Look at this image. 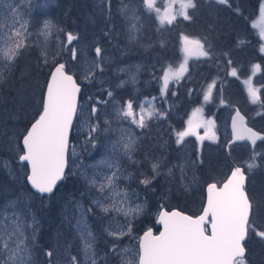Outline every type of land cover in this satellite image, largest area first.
<instances>
[{"label":"trees","instance_id":"1","mask_svg":"<svg viewBox=\"0 0 264 264\" xmlns=\"http://www.w3.org/2000/svg\"><path fill=\"white\" fill-rule=\"evenodd\" d=\"M23 1L11 0L8 3V7L11 5L17 6L24 16L32 9L29 15L28 34L22 43L23 47L19 49L18 57L12 62L7 59L0 60V212H6L10 201L19 200L16 201L18 205H14L16 211L10 210L9 212H16V214L23 217L22 231L25 229L26 244L30 249L33 264H74L75 261L80 264L79 236L74 230L75 226L72 223L76 214L73 205L77 200L85 201V195L88 196L89 192L85 188L83 180L76 174H71V158L69 156L65 177L54 192L50 196H40L33 193L25 182L27 167L17 162L18 157L22 153L21 139L41 112L45 85L50 72L57 64H65L66 71L73 75L80 84V102L87 95L100 96L103 93H107V91L116 92L113 88V78L110 77L109 72L111 64L105 66L100 75L101 79L94 80L96 83L89 85L80 82L78 69L88 57L96 55L94 50L96 43L103 46V51L113 54L114 57H119L120 50H116V46L123 44L121 41L123 33L121 27L123 24L120 15L117 13L118 3L123 1L134 4L137 14L141 15L144 19L143 21L148 19L146 27L144 26L143 38L145 40L155 39L158 36V31H155L157 27H153L152 19H149L150 16H147L148 12L142 7V0H108V3L104 2L102 5L100 13H97L98 8L94 0H26L27 2L35 3L33 6L28 5V7L19 5ZM43 2H47V4L43 5ZM194 2L196 3V8L189 10V14L192 17L191 20L185 21L182 18L176 20L172 25L167 26L165 24L166 28H163L166 32L165 36L169 35L164 38L172 46H177L175 42L181 35H187L193 39L204 38V47L210 53L206 60H210L213 50L217 51L219 56L216 59L212 58V64L205 61L197 65L199 67L196 70V73L201 71L208 74L207 80L216 81L215 92L213 93L214 98L220 81L229 82L226 74L222 73L227 68L225 61L222 59L225 58L226 54L234 56V60H240L237 57L239 52H243L245 56L250 54L252 55L251 58L254 61H259L258 64L264 69V58L258 57L254 48L249 46L254 39L253 34L250 33L252 30L247 22L244 26V22L241 19V16L246 17L254 12L255 15L261 0H227L226 4L218 2L204 3V0H194ZM0 7H4V4L0 5ZM108 12L110 14L109 18L107 17ZM85 16H88V22L83 26L81 22L85 19ZM41 20L52 26L48 35L41 34L39 31ZM223 21L224 24L227 23L228 26L234 29L227 36L219 34L223 30L221 27L222 29L219 31V25ZM237 24L241 26L239 30L236 29ZM69 33L76 37L70 44L67 42V34ZM237 39L249 41L246 43L248 46L242 50L234 49ZM115 40L117 41L115 42ZM208 43H210V47H208ZM73 49H75V59H73ZM155 50L165 60L169 56L168 50L159 47L157 44ZM221 60L224 64L223 69L219 65ZM123 62L127 63V59L123 58ZM74 67L77 70L72 73L70 68L74 69ZM187 69L189 76L193 70L192 64L188 65ZM262 77H264L263 71ZM196 82V79L191 82H182L178 90V97L172 100L180 99L181 103L174 108L183 113L185 120L192 106L198 102L200 103V98L190 97V95L187 97L183 91L186 89L185 85L190 89L196 85ZM232 83L236 85L234 81ZM235 89V94L238 97L244 95V91L240 96L242 90H238L237 87ZM170 90L167 89V95H169ZM120 91L126 93L125 89ZM226 95L227 101L231 98L230 91ZM123 96L126 97V95ZM259 97L261 98L260 101L264 103V93L262 96L259 95ZM22 99L28 100V102L21 109L18 104ZM213 101H216V99H212L211 103L209 102L205 107L206 115L211 112L210 107ZM226 104L229 105V101ZM222 105H225V103ZM216 110L215 121L219 141L214 144L212 142L201 144L205 154L202 155L201 165L196 166L198 177L200 178V187L197 192L185 193L180 186L171 184V189L167 194L158 196L157 193H150L149 191L153 188L158 189L159 179L150 183L148 187H142L140 184L139 174L150 172L149 159L153 158L156 161H160L162 168L169 164L177 165V156L173 150L177 144V133L184 128V118L174 121L163 119L157 126L149 123L148 127L143 130L135 153V156L139 157L141 161L133 165L127 164L125 167V170L134 168V171L130 174L129 181L138 188L137 197H142L147 201V209L135 220L132 227L136 249L140 234L147 228L155 229L151 212L163 207L167 211L176 209L190 216L198 214L204 202L203 187L208 183L220 184L228 176L233 165L243 167L239 153L248 155L253 151L250 150L249 145L246 143L227 145L229 138L225 135H228V132L226 131V134L223 133L219 119L220 114H218L220 111L219 109ZM262 110H264V106ZM245 117L250 127L264 134V130L259 124L256 123L257 126L253 124L248 115H245ZM256 121L264 123V114L255 118ZM76 125L77 120H75L73 125V132ZM73 132L70 137V145L80 144L82 146L84 143L83 139L76 137ZM101 138L102 135L99 133L94 137V140L98 141ZM185 141L196 145L195 140L192 138L185 139ZM160 143L163 144V151H160ZM263 143L264 141L255 147ZM2 159L10 161L15 181H9V178L5 175ZM209 162H211L210 166H208ZM262 164L264 165V159ZM212 168L215 169L212 170ZM243 170L247 175L245 192L252 204L250 223L255 227L256 231H264V196L262 199L254 197L255 190L258 188H256V185L259 184L261 174H256L259 180L253 183L255 175L249 173L244 167ZM87 204L88 202H86ZM92 210L94 209L92 208ZM87 212L89 214L88 218L92 220L91 229L96 241L95 250L101 257L99 264H118L111 253L113 241L102 232V228L105 225V216L99 215L95 211H89V209H87ZM31 213H33L37 223L35 236H32L29 225H26ZM244 247L246 249L245 264H264V239L258 237L251 229L244 242ZM47 251L51 252L52 261L48 260L49 252ZM73 257H75V260L72 259Z\"/></svg>","mask_w":264,"mask_h":264},{"label":"rangeland","instance_id":"2","mask_svg":"<svg viewBox=\"0 0 264 264\" xmlns=\"http://www.w3.org/2000/svg\"><path fill=\"white\" fill-rule=\"evenodd\" d=\"M10 1L11 0H0V5L4 4V7H0V60L7 59L4 56V52L8 51L10 48H14L17 42H24L25 37L28 34L27 31L30 23L29 15L32 12L31 9L24 16L17 6L11 5L8 7ZM104 2L108 3V0H94V3L98 8L97 13H100ZM217 2L218 0H204V3ZM167 3L168 0H157V6L162 9L161 14H163L164 6ZM34 4L35 3L33 2H27L24 0L19 5L28 7V5L33 6ZM46 4L47 2L43 5ZM261 4H264V0H261L255 15L254 12L246 17L241 16V19L244 22V26L246 22L248 23L252 30L250 33L254 36V39L250 42L249 46L254 48L258 57L264 58V51H262V48H264V39L260 36V32L264 31V18L260 16L259 12ZM142 7L144 8V6ZM117 13L120 15L124 26L121 27L123 31L121 41L123 44L116 46V50H120L119 57H114L113 54L103 51V46L96 43L94 45V50L99 47L101 49L100 55L97 56L95 51L96 55L88 57L85 60V63L78 69L80 82L89 85L91 83L95 84L94 80L101 78L100 75L105 69V66L111 64L112 66L109 72L110 77L113 78V88L116 90V92H111V96L108 95L110 91H107V93H103L100 96L87 95L82 102L79 103L76 117L77 125L73 134L78 138L81 137L84 143L82 146L80 144H71L69 149V156L71 158L70 172L71 174H76L83 180L85 188L89 192L88 196L85 195V201L77 200L73 205L76 214L72 223L75 226L74 230L79 236L80 264H93V261L95 264H99L101 262V257L95 250L96 241L93 230L91 229L92 220L88 218L89 214L87 209L105 216V225L102 228V232L113 241L111 253L117 260V263L137 264V249L136 244L134 243L135 236L132 227L135 220L142 215L145 209H147V201L142 197H137L138 188L133 186L129 181L130 174L134 171V168L131 166L132 168L125 170V167L127 164L133 165L134 163L136 164L138 161H141L139 157L135 156V153L141 139V134L143 130L148 127L149 123L157 126L163 119H171L174 121L184 118L183 113L174 108L181 103L180 99L172 101L174 98L178 97V90L182 82H191L196 79V85L190 89L185 85L186 89L183 93L186 94L187 97L190 95V97L194 96L200 98V103L198 102L196 105L192 106L187 119L185 120L184 118L185 125L182 131L187 128V121L192 118V113L196 108L202 109V117L204 120L214 121V127L209 130L200 127L196 129V134L186 136L180 144H176L173 152H175L177 156V165L169 164L162 168L160 161H156V159L153 158L148 160L150 172L139 174V178L142 187H148L150 183L159 179L158 189L156 190L153 188L149 191L150 193H157L158 196H163L171 189V184L180 186L185 193L191 191L197 192L200 187V178L198 177L196 166L201 165L202 155L205 154L199 143L201 140L198 139V136H204V140L210 141L213 144L219 141V138L217 139L216 136H214V139L207 138L208 136H212L213 132L216 131V109H219L220 111L218 114H220L219 119L221 121L222 131L225 134L226 131L228 132V135L225 136H228L229 139V121L231 115L236 109L239 111L241 110L243 114L248 115L253 124L256 126L259 124L264 130V123L261 121L255 122V118L264 114V110H262L264 103L260 101V97L255 103H253L248 93V88L250 86L257 90L258 96H262L264 93V77H262V71L264 72V69L258 64L259 61H254L251 58L252 55L247 54V56H245L243 55V52H239L237 57L240 58V60H234V56L232 57L228 54L224 56L225 58L221 57L225 61L227 67L222 73L226 74L227 78H229V82L220 81L217 85L216 95L214 97L216 101H213V104L210 107L211 112L206 115L205 107L209 102L211 103V101L205 102L203 96L208 85L215 80H207L208 74L201 71L196 73V70L199 67L197 65L202 64L205 61L212 64V58L216 59L219 56L217 51L213 50L211 57L209 58L210 60H206L207 57H190L187 63V67L190 64H192L193 67L192 72L189 74L190 77L188 76L187 71L183 79H180L179 81H170L168 89L171 90L169 95H167L166 92H161L163 83L161 77L163 75V70L168 66H172L173 70H175L178 68L179 64L183 62L184 53L182 51V35L175 42L177 46H172L169 41L164 38L169 35L167 33L168 35L165 36L166 32L163 30V28H166V25L162 26L154 13H148L147 16L149 15V19H152V22L154 23L153 27H157L155 31H158V36L155 39L150 38L145 40L143 38L144 26L146 27L148 19L143 21L144 19L141 15L137 14V9L134 4L123 1L118 3ZM109 15L108 12V18ZM87 17L85 16L81 25L84 26L87 24ZM178 19H182V17H178L177 20ZM236 22L238 23V21ZM46 24L48 25L47 27ZM21 25H23V27H21ZM51 27L52 26H50L49 23L41 20L39 31L41 34L48 35ZM221 27L223 30H221ZM219 28V31L221 30L219 34L222 36H227L234 30L232 27L228 26L227 23L224 24V21L219 25ZM240 28L241 26L237 24L236 29L239 30ZM17 29L21 33L19 36L14 35V32ZM203 39L204 38L199 40L204 44L205 39ZM116 41L117 40H115V42ZM236 41L237 43L235 44V47H233L234 49L236 48V50L244 49L248 46L246 43L249 42L243 39H237ZM156 44L159 47L168 50L169 56H167V60H165L163 56H160L155 50ZM208 47H210V43H208ZM130 53L134 56H130ZM127 54L129 55L126 56ZM123 58L127 59V63H122ZM229 59L232 61L231 65L228 64ZM195 62L196 64H194ZM219 65L222 69L224 68L222 60L219 62ZM255 65H259V69H256ZM126 68L128 70H126ZM232 68L237 70L236 77L230 75ZM74 70L77 69L75 67L74 69L70 68L72 73H75ZM246 80L251 82L250 85L245 84ZM232 81H234L236 85L233 84ZM96 87L99 88L98 85H96ZM235 87H237L238 90H242L240 96L244 91L242 97H238L235 94ZM123 89L126 90V93L120 91ZM228 91H230L231 98L226 101V93ZM92 92L94 94L93 90ZM214 92L215 91L213 90V93ZM123 95H126V97ZM214 98L212 99L214 100ZM129 100L133 102L134 111H136L137 114H139L140 104H143L145 109L155 111V114L150 119L147 118V115L145 114V127L140 128L136 124L131 123L130 119L123 117L122 109ZM98 101H106L107 103H98ZM228 101L230 103L229 105L226 104ZM27 102L28 100L22 99L18 105L22 109ZM224 103L225 105H222ZM93 106L97 108L95 114L92 113ZM93 127L96 129L95 131H92ZM99 133L102 135V138L95 141L94 137ZM188 138L194 139L196 145L186 142L185 139ZM129 143L130 147L126 149L124 145ZM162 145V143L159 145L160 151H163ZM250 150H253V147H250ZM255 152L259 153L255 161L258 166L253 167L250 171L247 168V163L250 162L253 151L248 155L239 153V157L243 162V167L246 168L249 173L255 175L254 180L252 181L253 183L258 182L259 180L257 179L256 174H261L259 184L256 185V188H258L255 190L254 197L256 199H262L264 196V165L262 164V160L264 159V143L255 147ZM153 165H156L157 167L154 169ZM210 165L211 162H209L208 166ZM2 167L5 175L9 178V181H15L13 178L14 175L12 174V166L8 159H2ZM215 168H212V170ZM114 172L118 178H114L113 187L105 188V190L101 192L99 189L100 183H106L105 177L111 176ZM144 180H148L149 183H142ZM115 193H120V195H115ZM125 193L127 194L126 197L124 196ZM16 201L19 200L10 201L6 212H0V225L5 224V220L3 219L5 216L9 218L7 221L9 225L17 222L14 218H18L19 223V231L17 235L12 236L11 240H9L11 228L0 230V236L3 237V239H0V264H19V259L21 258L23 264H33L32 257L30 256V249L26 244L25 229L22 231L23 217L22 215L16 214V212H9L10 210L16 211L14 208V205H18V202L16 203ZM113 201L116 202L117 207L127 209L139 206L140 210L135 214L125 216L124 213L117 211L116 208L112 207ZM86 202H88L87 205ZM101 204L108 207L109 211H104L100 206ZM92 208L94 210H92ZM161 208L163 207L157 208L151 212L154 222L156 221V217ZM198 214L200 215V212ZM26 225H29L28 227L32 232V236H35L37 232V223L35 222L33 213H31L30 218L27 219ZM5 243L9 245L8 248L4 247ZM17 244H19L20 249H25V251H17ZM86 244L90 246L86 248ZM47 252L51 253L50 251ZM48 260L52 261L51 255H48ZM74 264H78V262L75 261Z\"/></svg>","mask_w":264,"mask_h":264},{"label":"snow or ice","instance_id":"3","mask_svg":"<svg viewBox=\"0 0 264 264\" xmlns=\"http://www.w3.org/2000/svg\"><path fill=\"white\" fill-rule=\"evenodd\" d=\"M218 3L226 4L227 0H218ZM142 4L149 14H155L162 26L172 25L178 17H182L185 21L191 20L189 9L196 8L194 0H168L164 6L163 14H161L162 9L157 6V0H142ZM259 12L260 16L264 18V4H261ZM20 34L18 29L15 30L14 35L19 36ZM260 36L264 39V31L260 32ZM74 39L76 37L71 33L67 34L69 44ZM181 39L184 60L175 70L172 66L163 70L162 93L166 92L170 81H179L184 78L188 71L187 63L190 57L199 58L210 55L199 39H192L187 35H182ZM22 47L23 44L17 42L14 48L4 52V56L9 62H12L18 57L19 49ZM95 51L99 56L101 49L97 47ZM72 53L73 59H75V49L72 50ZM231 63L232 61L229 59L228 64L231 65ZM259 67V65H255L256 69ZM230 75L236 77L237 70L232 68ZM250 83L249 80L245 81V84L250 85ZM215 86L216 81L208 85L203 96L205 102L212 100ZM79 92L80 88L73 75L66 71L65 64L60 63L55 66L47 83L46 94L42 101V111L23 137V154L19 156V159L30 165L28 180L40 194L52 193L54 186L64 175L69 135L77 114ZM248 93L253 103L259 99L257 90L251 86L248 88ZM108 95L111 96L112 93L109 92ZM98 103L107 102L98 101ZM96 111L97 108L93 106L92 113L95 114ZM145 114L150 119L155 111L145 109L144 105L140 104L139 114H137L131 100L122 109L123 117L130 119L131 123L140 128L146 126ZM243 120L244 117L237 111L233 118V134L237 141L251 142L253 154L250 162L247 163V168L250 171L253 167L258 166L255 161L259 153L255 152V145L257 140L264 141V136L246 127ZM187 125L184 131L177 133V144H180L186 136L196 134V129L200 127H204L206 130L212 129L214 121L204 120L202 109L196 108L192 113V118L187 121ZM95 130L93 127L92 131ZM214 136L213 132L212 136L207 138L214 139ZM198 139L203 141L205 137L198 136ZM124 147L129 148L130 143L125 144ZM156 167L153 165L154 169ZM114 178H118L115 172L111 176L105 177L106 183H100V191L103 192L105 188L113 187ZM245 179V172L240 167H236L223 187L218 188L215 183L208 185L207 205L203 209V214L195 219L177 211L161 212L159 222L163 225L164 230L159 235H153L151 230L144 233L139 243L138 264H245L246 249L243 241L247 238L249 230L251 229L258 237L264 239V231H256L250 223L252 204L244 190ZM142 183L147 184L149 181L144 180ZM115 195H120V193H115ZM124 196L126 197L127 194L125 193ZM100 206L104 211H109V208L103 204ZM112 207L124 213L125 216L135 214L140 210L139 206L127 209L117 207L115 201H113ZM3 219L5 224L0 225V230L11 228L9 235V240H11L12 236L17 235L19 231L18 218H14L17 222L12 225L7 223L8 217L5 216ZM0 239L3 237L0 236ZM8 246L7 243L4 244L5 248ZM89 246L86 244V248ZM16 248L17 251H25V249H20L19 244ZM48 255L50 256L51 253ZM72 259L75 260V257ZM19 264H23L22 258L19 259ZM93 264H95L94 261Z\"/></svg>","mask_w":264,"mask_h":264},{"label":"water","instance_id":"4","mask_svg":"<svg viewBox=\"0 0 264 264\" xmlns=\"http://www.w3.org/2000/svg\"><path fill=\"white\" fill-rule=\"evenodd\" d=\"M57 65H58V64H57ZM57 65H56V66H57ZM54 70H55V67L52 69L51 73H52ZM51 73L49 74L48 80H47L46 85H45V90H44L43 98H44V96H45V94H46L47 83H48L49 80H50ZM68 74H69V73H68ZM73 78H74V77H73ZM74 80H75V78H74ZM75 81H76V80H75ZM76 83H77V82H76ZM78 86H79V84H78ZM79 88H80V86H79ZM80 92H81V88H80ZM80 92H79L78 95H77V108H78V103H79ZM41 111H42V108H41ZM237 111L240 113L241 116H243L242 113H241L238 109H236V110L233 112V114L231 115V118H230V121H229V130H230V137H231V139H230V141H229V144H238V143H242V142L246 141V142L250 145V147L252 148V145H251V142H250V141H247V140H244V141H237V140H235V138H234V134H233V118L236 116ZM75 117H76V116H75ZM75 117H74V120H75ZM243 117H244V116H243ZM37 119H38V117H37ZM74 120H73V123H74ZM34 122H35V121H34ZM34 122H33V123H34ZM33 123H32V124H33ZM32 124H31V125H32ZM243 124H244L246 127H248V125L246 124V118H245V117H244V120H243ZM31 125L29 126V128L27 129V131L31 128ZM72 127H73V126H72ZM248 128H250V127H248ZM251 129H252V128H251ZM252 130H253L254 132L258 133L259 135L263 136L261 133L255 131L254 129H252ZM27 131H26V133H27ZM71 131H72V129H71ZM71 131H70V135H69V141H70ZM26 133H25V135H26ZM23 137H24V136H23ZM23 137H22V139H21V147H22V150H23V144H22ZM259 142H261V140H257L256 144L259 143ZM22 154H23V153H22ZM19 162H20V163H24V164H26V166H27V168H28V175H27V177H26V184H27V186L29 187V189H30L31 191H33L34 193H36V194H38V195H42V196L51 195V194L54 192L55 188H56V187H57V186L63 181L64 175H65V172H64V175H63L62 179H61L60 181H58L57 184L54 186V189H53V192H52V193H44V194H40V193H38V192H37V191L31 186V184H30V182H29V180H28V176L30 175V165L28 164V162H21L20 159H19ZM66 168H67V157H66V167H65V171H66ZM235 168H236V167H234L232 170H234ZM241 169H242V168H241ZM232 170L230 171L228 177L222 182V184H221L218 188L223 187V184H224V183L227 181V179L230 177ZM245 177H246V175H245ZM245 180H246V179H245ZM210 184H212V183H210ZM210 184H208V185H210ZM208 185H206V186H205V189H204V193H205V201H204V206H203V208H202V211H201L200 215L203 214V209H204V208L206 207V205H207V196H208L207 188H208ZM244 186H245V185H244ZM173 211L180 212V211H178V210H171V211H169V213H171V212H173ZM161 212H165V210H163V209L160 210V212H159V214H158V216H157V219H156V223H155V225H156V227L159 228L158 232L155 234V233H153V231H152L151 229H149V230L152 231L153 235H159L160 232H162V231L164 230V229H163V225L159 222V218H160V214H161ZM166 212H167V211H166ZM180 213H182V212H180ZM182 214H183V215H187V214H184V213H182ZM200 215H199V216H200ZM188 216H189V215H188ZM199 216H197V217H199ZM197 217H193V218L195 219V218H197ZM207 227H209V226L207 225ZM147 231H148V230H147ZM145 232H146V231H145ZM145 232H143V233L140 235V237H139V240H138V251H139V243H140V239L143 237V235H144ZM243 243H244V241H243ZM138 258H139V257H138ZM137 264H138V262H137Z\"/></svg>","mask_w":264,"mask_h":264},{"label":"bare ground","instance_id":"5","mask_svg":"<svg viewBox=\"0 0 264 264\" xmlns=\"http://www.w3.org/2000/svg\"><path fill=\"white\" fill-rule=\"evenodd\" d=\"M130 23V22H129ZM132 55V54H131ZM130 55V56H131ZM134 56V55H133ZM130 58V57H129ZM167 60V59H166ZM168 60H169V58H168ZM140 61V60H139ZM163 61V60H162ZM123 64H124V62H123ZM166 64V63H165ZM114 65V64H113ZM140 65V64H139ZM127 66H128V64H127ZM126 66V67H127ZM159 66V65H158ZM115 68V67H114ZM123 68V67H122ZM134 68V67H133ZM125 69V68H124ZM131 69V68H130ZM120 70V69H119ZM126 70H128L127 68H126ZM134 70V69H133ZM136 70V69H135ZM138 70V69H137ZM128 74V73H127ZM152 74V73H151ZM126 75V74H125ZM113 76V75H112ZM152 76V75H151ZM146 77V76H145ZM149 77V76H148ZM99 78V77H98ZM140 78V77H139ZM95 79V78H94ZM101 79V78H100ZM95 80H98V79H95ZM141 81H143V80H141ZM146 81V80H145ZM88 83V82H87ZM94 83H96V82H94ZM116 121V120H115ZM118 121V120H117Z\"/></svg>","mask_w":264,"mask_h":264}]
</instances>
